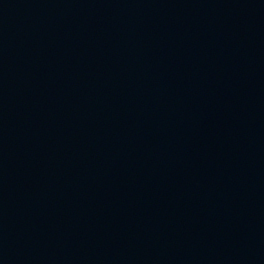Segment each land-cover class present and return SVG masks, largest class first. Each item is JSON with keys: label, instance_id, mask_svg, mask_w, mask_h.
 <instances>
[{"label": "water", "instance_id": "95a60500", "mask_svg": "<svg viewBox=\"0 0 264 264\" xmlns=\"http://www.w3.org/2000/svg\"><path fill=\"white\" fill-rule=\"evenodd\" d=\"M0 264H264V0H0Z\"/></svg>", "mask_w": 264, "mask_h": 264}]
</instances>
